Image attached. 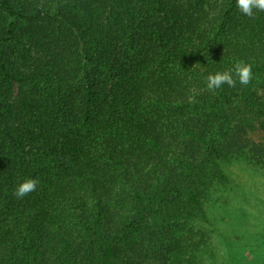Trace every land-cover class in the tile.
<instances>
[{
    "label": "trees",
    "instance_id": "obj_1",
    "mask_svg": "<svg viewBox=\"0 0 264 264\" xmlns=\"http://www.w3.org/2000/svg\"><path fill=\"white\" fill-rule=\"evenodd\" d=\"M239 61L251 84L207 89ZM263 81L264 12L236 0H0V264L198 263Z\"/></svg>",
    "mask_w": 264,
    "mask_h": 264
},
{
    "label": "rangeland",
    "instance_id": "obj_2",
    "mask_svg": "<svg viewBox=\"0 0 264 264\" xmlns=\"http://www.w3.org/2000/svg\"><path fill=\"white\" fill-rule=\"evenodd\" d=\"M249 145L221 162L228 180L205 200L211 233L196 264H264V145Z\"/></svg>",
    "mask_w": 264,
    "mask_h": 264
},
{
    "label": "clouds",
    "instance_id": "obj_3",
    "mask_svg": "<svg viewBox=\"0 0 264 264\" xmlns=\"http://www.w3.org/2000/svg\"><path fill=\"white\" fill-rule=\"evenodd\" d=\"M236 7L243 15L252 17L254 10L264 12V0H236ZM253 79L254 73L252 65L244 61H239L230 70L209 74L206 77L205 83L207 89L215 93L217 89H220L225 84L229 87H235L237 82H239L242 86H248L252 83ZM38 183V179H26L17 185L13 194L17 199H22L35 191Z\"/></svg>",
    "mask_w": 264,
    "mask_h": 264
}]
</instances>
